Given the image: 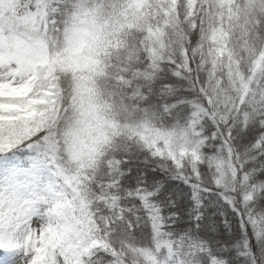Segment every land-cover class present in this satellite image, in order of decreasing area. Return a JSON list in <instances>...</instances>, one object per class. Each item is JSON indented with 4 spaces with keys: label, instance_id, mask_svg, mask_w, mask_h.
<instances>
[{
    "label": "snow or ice",
    "instance_id": "obj_1",
    "mask_svg": "<svg viewBox=\"0 0 264 264\" xmlns=\"http://www.w3.org/2000/svg\"><path fill=\"white\" fill-rule=\"evenodd\" d=\"M0 264H264V0H0Z\"/></svg>",
    "mask_w": 264,
    "mask_h": 264
}]
</instances>
